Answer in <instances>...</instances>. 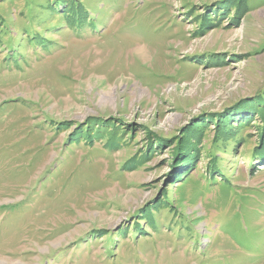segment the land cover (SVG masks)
I'll return each instance as SVG.
<instances>
[{
    "label": "rangeland",
    "instance_id": "rangeland-1",
    "mask_svg": "<svg viewBox=\"0 0 264 264\" xmlns=\"http://www.w3.org/2000/svg\"><path fill=\"white\" fill-rule=\"evenodd\" d=\"M0 264H264V0H0Z\"/></svg>",
    "mask_w": 264,
    "mask_h": 264
},
{
    "label": "bare ground",
    "instance_id": "bare-ground-1",
    "mask_svg": "<svg viewBox=\"0 0 264 264\" xmlns=\"http://www.w3.org/2000/svg\"><path fill=\"white\" fill-rule=\"evenodd\" d=\"M253 25H255V24H253ZM246 27V26H245ZM255 30V29H254ZM245 31V30H244ZM246 31H248V30H246ZM251 31V30H250ZM249 31V32H250ZM215 34V33H214ZM215 36H216V34H215ZM244 36V35H243ZM213 37H214V35H213ZM212 37V38H213ZM221 38V37H220ZM214 39V38H213ZM204 39H202V40H200V41H197V42H194V44L195 43H201L202 41H203ZM208 40V39H207ZM188 43L186 42V45H187ZM185 45V46H186ZM243 46V45H242ZM148 48H146V49H143L142 51L141 50H136L137 52H134V53H136V55L137 56H139V57H137V58H139V59H141V60H148L149 58H152V57H154L153 56V54L151 53V52H148Z\"/></svg>",
    "mask_w": 264,
    "mask_h": 264
}]
</instances>
